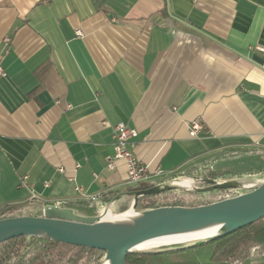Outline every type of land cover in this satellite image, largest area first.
Listing matches in <instances>:
<instances>
[{
	"label": "crops",
	"instance_id": "crops-1",
	"mask_svg": "<svg viewBox=\"0 0 264 264\" xmlns=\"http://www.w3.org/2000/svg\"><path fill=\"white\" fill-rule=\"evenodd\" d=\"M260 48L264 0H0V210L131 208L126 161L107 163L119 122L138 131L144 185L196 166L259 176Z\"/></svg>",
	"mask_w": 264,
	"mask_h": 264
},
{
	"label": "water",
	"instance_id": "water-1",
	"mask_svg": "<svg viewBox=\"0 0 264 264\" xmlns=\"http://www.w3.org/2000/svg\"><path fill=\"white\" fill-rule=\"evenodd\" d=\"M188 180L190 185L177 181ZM248 180H260L248 183ZM207 185L195 187L196 183ZM244 188L249 191L228 196L211 203L194 206L165 205L136 211L138 198L170 189L210 191L214 189ZM131 208L135 215L121 217L128 210L96 216L78 214L62 204H47L42 215H18L0 218V243L21 235L43 236L63 242L98 248L106 251L105 264H126L127 255L143 241L160 237L190 236L192 242L182 248L198 246L217 239L264 217V178L237 177L213 179L190 177L171 179L148 188L132 191ZM108 217V219L106 218ZM183 242H174V244Z\"/></svg>",
	"mask_w": 264,
	"mask_h": 264
},
{
	"label": "trees",
	"instance_id": "trees-1",
	"mask_svg": "<svg viewBox=\"0 0 264 264\" xmlns=\"http://www.w3.org/2000/svg\"><path fill=\"white\" fill-rule=\"evenodd\" d=\"M238 153V152H237ZM233 153V154H237ZM264 178V172L258 173ZM208 167H192L173 179L202 177L222 178ZM207 185L206 183L202 184ZM150 187L132 188L138 191ZM183 191V192H182ZM195 191L170 189L156 194H145L138 198L136 211L165 206L207 204L235 195L232 189L210 190L213 198H205L196 203L191 194ZM65 207L73 208L78 214L86 216L98 215L94 205L89 201L80 204L64 202ZM11 206L0 210V218L18 216L12 212ZM183 242L150 249L132 250L127 255L126 264H241L251 258L264 257V217L245 225L217 239L209 240L198 246L187 248ZM106 251L83 245L72 244L43 236L21 235L0 243V264H105Z\"/></svg>",
	"mask_w": 264,
	"mask_h": 264
},
{
	"label": "built area",
	"instance_id": "built-area-1",
	"mask_svg": "<svg viewBox=\"0 0 264 264\" xmlns=\"http://www.w3.org/2000/svg\"><path fill=\"white\" fill-rule=\"evenodd\" d=\"M78 35H82L81 30H77ZM264 54V48H260ZM4 74V68L0 65V76ZM201 128L199 120L191 122L190 133L191 135H197L198 130ZM114 153L108 157V167L113 168L118 159H124L127 164V178L128 183L134 187H143L145 182L149 179V168L146 163L141 161L135 148L137 145L138 131L135 128L130 127L125 122H119L114 125ZM156 174L160 171H156ZM77 190L81 188L76 187ZM93 200H97L98 196L93 195ZM106 207V205H105ZM104 207V209H105ZM104 210H102L101 214ZM107 214H110L109 212Z\"/></svg>",
	"mask_w": 264,
	"mask_h": 264
},
{
	"label": "bare ground",
	"instance_id": "bare-ground-1",
	"mask_svg": "<svg viewBox=\"0 0 264 264\" xmlns=\"http://www.w3.org/2000/svg\"><path fill=\"white\" fill-rule=\"evenodd\" d=\"M248 183H259L260 180H248L246 181ZM176 183L178 184H182V185H190L191 181L188 180H181V181H177ZM135 213L133 210H128L125 214H123L121 217L125 218V217H131L134 216ZM108 219V217H106ZM194 240L193 237H188V236H178V237H160V238H154V239H150L147 241H143L142 243H139L138 245H136L134 247V250H143V249H150V248H155L156 247H160V246H165V245H170V244H174V242H189ZM159 249V248H158Z\"/></svg>",
	"mask_w": 264,
	"mask_h": 264
},
{
	"label": "rangeland",
	"instance_id": "rangeland-1",
	"mask_svg": "<svg viewBox=\"0 0 264 264\" xmlns=\"http://www.w3.org/2000/svg\"><path fill=\"white\" fill-rule=\"evenodd\" d=\"M251 175H259L258 173L256 174H251ZM239 176H249V174H239L235 177H239ZM228 178H231L232 176H227ZM203 183L199 182L194 184L195 187H201ZM234 194H239V193H243L246 191H249L251 189H244V188H233L232 189ZM183 192V191H182ZM191 197L193 199L194 202L196 203H202L204 202L205 198H213L210 195V191H198V192H194L191 194ZM17 214H21V215H34L36 214V210L34 209H28L27 207L22 208L21 210H19V212H16Z\"/></svg>",
	"mask_w": 264,
	"mask_h": 264
}]
</instances>
